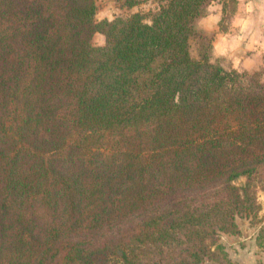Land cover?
I'll return each mask as SVG.
<instances>
[{
	"label": "trees",
	"instance_id": "1",
	"mask_svg": "<svg viewBox=\"0 0 264 264\" xmlns=\"http://www.w3.org/2000/svg\"><path fill=\"white\" fill-rule=\"evenodd\" d=\"M155 1L0 0V264H214L262 224L264 67L213 61L211 0Z\"/></svg>",
	"mask_w": 264,
	"mask_h": 264
},
{
	"label": "crops",
	"instance_id": "2",
	"mask_svg": "<svg viewBox=\"0 0 264 264\" xmlns=\"http://www.w3.org/2000/svg\"><path fill=\"white\" fill-rule=\"evenodd\" d=\"M240 11L235 14L227 30L217 33L213 43L216 57L223 58L233 67L242 71H250L259 68L264 59V0H238ZM221 20V10L211 13L202 21V29L205 31H217L214 27ZM240 53L238 59L234 55ZM232 56V57H231ZM236 61H239L238 67ZM258 202L261 205L262 226L264 228V190L257 193ZM252 239V238H250ZM250 247L238 250L236 259L241 264H264L263 248Z\"/></svg>",
	"mask_w": 264,
	"mask_h": 264
},
{
	"label": "rangeland",
	"instance_id": "3",
	"mask_svg": "<svg viewBox=\"0 0 264 264\" xmlns=\"http://www.w3.org/2000/svg\"><path fill=\"white\" fill-rule=\"evenodd\" d=\"M257 2V0H255ZM97 4V14H96V21H101L103 19H114L116 17H126L132 13L139 12L143 14L146 18L147 22H150L151 19V12L156 11L160 4L157 3L155 0H150L146 2H141L137 6L133 8H128L125 5V0H96ZM221 10V20L224 18V21L217 24V26L214 25L215 29L217 31H205L202 28V21L205 17L211 15V13ZM240 11V5L238 0H211L208 7L205 9V16L198 20L197 25L199 28V31H201L204 34H207L209 36H212L215 40V36L217 33H222L223 31L227 30L228 27L231 24V20L237 12ZM93 44L96 46H101L105 42V37L101 33H96L92 40ZM214 43V42H213ZM199 40H193L191 42V48H192V54L193 56H197L198 54V47H199ZM232 57V56H231ZM240 57V53H237V55L232 58L238 59ZM229 60V59H228ZM226 59H221L216 57V54L213 57V61L222 64L226 69H233L234 63H231V61H228ZM264 67V59L257 69H253L250 71H242L238 70L240 72H254L262 69ZM235 69V68H234ZM262 79L264 81V75L262 76ZM245 182V179H241L239 182H237L238 186H241V184ZM254 186L257 187V193L261 190H264V175L258 176L254 180ZM261 206V205H260ZM261 212V210H260ZM261 213H259V216L261 218ZM262 223L263 219L261 218ZM262 224L258 225H251L249 221H244V227L239 225V233L236 235H227L222 236L221 243L224 246V250L227 253V256H225L224 260H220L222 262H214V264H241L239 260L236 259L235 253L238 250H243L248 247H250V243L253 242L251 245V248H263L264 245L259 246L257 245L256 241V233L259 230V227ZM252 238V239H250ZM222 257V255H221ZM221 259V258H219ZM213 264V263H212Z\"/></svg>",
	"mask_w": 264,
	"mask_h": 264
},
{
	"label": "clouds",
	"instance_id": "4",
	"mask_svg": "<svg viewBox=\"0 0 264 264\" xmlns=\"http://www.w3.org/2000/svg\"><path fill=\"white\" fill-rule=\"evenodd\" d=\"M238 65H239V61H236V66L238 67Z\"/></svg>",
	"mask_w": 264,
	"mask_h": 264
},
{
	"label": "water",
	"instance_id": "5",
	"mask_svg": "<svg viewBox=\"0 0 264 264\" xmlns=\"http://www.w3.org/2000/svg\"><path fill=\"white\" fill-rule=\"evenodd\" d=\"M242 225H244V222L241 223V226H242ZM242 227H244V226H242Z\"/></svg>",
	"mask_w": 264,
	"mask_h": 264
}]
</instances>
